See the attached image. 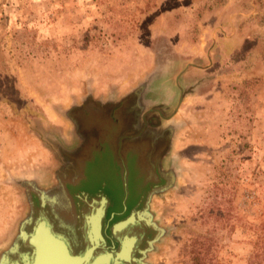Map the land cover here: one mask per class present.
I'll return each mask as SVG.
<instances>
[{"label":"rangeland","instance_id":"374dc122","mask_svg":"<svg viewBox=\"0 0 264 264\" xmlns=\"http://www.w3.org/2000/svg\"><path fill=\"white\" fill-rule=\"evenodd\" d=\"M153 71L152 96L195 94L165 160L177 186L152 202L169 233L150 263L264 264V0H0V208L23 201L12 177L58 167L64 109Z\"/></svg>","mask_w":264,"mask_h":264},{"label":"water","instance_id":"95a60500","mask_svg":"<svg viewBox=\"0 0 264 264\" xmlns=\"http://www.w3.org/2000/svg\"><path fill=\"white\" fill-rule=\"evenodd\" d=\"M158 75L119 98L87 92L61 112L70 139L49 180L10 179L23 201L11 214L0 208V264H151L169 233L152 202L177 186L179 171L165 160L182 101L195 94L152 96Z\"/></svg>","mask_w":264,"mask_h":264},{"label":"bare ground","instance_id":"6f19581e","mask_svg":"<svg viewBox=\"0 0 264 264\" xmlns=\"http://www.w3.org/2000/svg\"><path fill=\"white\" fill-rule=\"evenodd\" d=\"M23 222H24V221H22L21 224H22ZM43 228H44V227H43ZM43 228L40 229V231L42 232V234H44V232H45ZM77 230H78V229H77ZM77 230H76V231H77ZM19 231H20V230H19ZM95 237H97V236H94L93 238H95ZM45 238H49V237L46 236ZM70 238H71V240L73 239L72 237H70ZM73 241H74V240H73Z\"/></svg>","mask_w":264,"mask_h":264},{"label":"trees","instance_id":"16d2710c","mask_svg":"<svg viewBox=\"0 0 264 264\" xmlns=\"http://www.w3.org/2000/svg\"><path fill=\"white\" fill-rule=\"evenodd\" d=\"M196 264H200V262L198 261V262H196Z\"/></svg>","mask_w":264,"mask_h":264}]
</instances>
